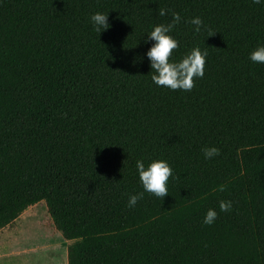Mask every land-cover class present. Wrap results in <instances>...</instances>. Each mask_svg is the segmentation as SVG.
Instances as JSON below:
<instances>
[{
  "label": "trees",
  "instance_id": "16d2710c",
  "mask_svg": "<svg viewBox=\"0 0 264 264\" xmlns=\"http://www.w3.org/2000/svg\"><path fill=\"white\" fill-rule=\"evenodd\" d=\"M171 12L173 58L208 53L190 91L155 85L145 56L146 32ZM258 43L264 5L252 0H0V228L43 200L67 264H264ZM206 145L220 154L206 160ZM156 158L173 169L168 194L128 207L143 192L136 160Z\"/></svg>",
  "mask_w": 264,
  "mask_h": 264
},
{
  "label": "clouds",
  "instance_id": "9594fccd",
  "mask_svg": "<svg viewBox=\"0 0 264 264\" xmlns=\"http://www.w3.org/2000/svg\"><path fill=\"white\" fill-rule=\"evenodd\" d=\"M253 4L264 5V0H252ZM165 8L159 9V15L165 16ZM181 21L177 12H171V20L168 23H160L152 26L146 32L145 43L151 41L145 56L149 60L151 69V80L157 86L170 90L190 91L194 87V78H202L205 71L207 49H201L198 45L193 46L178 60L173 58V51L179 47L178 40L171 34L175 25ZM89 22L96 32L109 28L108 14L97 11L90 15ZM194 25V31L199 32L203 24L199 16H194L188 21ZM214 34V33H212ZM210 34V35H212ZM209 35V36H210ZM248 59L256 64H264V43H258L248 54ZM204 158L211 159L220 154V149L215 145H206L201 149ZM136 173L142 185L143 192L129 194L127 206L132 208L137 205L138 200L143 199L144 192L151 193L158 198H164L168 194L169 177L173 176V169L166 159L156 158L145 163L143 159L135 162ZM223 191L224 188L219 189ZM231 200L221 199L218 202L220 212H228L232 209ZM218 215L216 208L210 207L206 210L202 224L211 225Z\"/></svg>",
  "mask_w": 264,
  "mask_h": 264
},
{
  "label": "rangeland",
  "instance_id": "374dc122",
  "mask_svg": "<svg viewBox=\"0 0 264 264\" xmlns=\"http://www.w3.org/2000/svg\"><path fill=\"white\" fill-rule=\"evenodd\" d=\"M40 202L8 232L13 237L1 242V264H65V239L43 222L47 210L45 202Z\"/></svg>",
  "mask_w": 264,
  "mask_h": 264
},
{
  "label": "crops",
  "instance_id": "0c3cea01",
  "mask_svg": "<svg viewBox=\"0 0 264 264\" xmlns=\"http://www.w3.org/2000/svg\"><path fill=\"white\" fill-rule=\"evenodd\" d=\"M41 201H43V200H41ZM40 203H41V202L39 201V202H37V203H35V204H33V205L27 207V208H26L25 210H23V211L19 214V216H18L17 218H15L11 223H9V224H7L6 226L0 228V260H1V242H3V239H5V238H6V239H8V238H12V237H13V234H10V233H8V232H9L11 229H14V228H15L16 222H18L19 219H21V218H23V217L29 215V214L32 212V210H34V209L37 207V205H39ZM46 210H47V209H46ZM30 215H31V214H30ZM45 215H46V216H45V219L43 218V222L47 223L53 232L56 231V229H55V227L53 226V223H52V221H51V219H50L48 213L45 214ZM69 242H70L69 240H66V239H65V240L63 241L64 246H67V244H68ZM0 264H1V263H0ZM65 264H67V260H65Z\"/></svg>",
  "mask_w": 264,
  "mask_h": 264
}]
</instances>
